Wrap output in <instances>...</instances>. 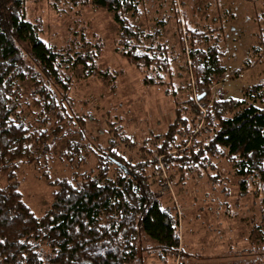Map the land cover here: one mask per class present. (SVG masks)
I'll list each match as a JSON object with an SVG mask.
<instances>
[{
	"label": "trees",
	"instance_id": "1",
	"mask_svg": "<svg viewBox=\"0 0 264 264\" xmlns=\"http://www.w3.org/2000/svg\"><path fill=\"white\" fill-rule=\"evenodd\" d=\"M69 1L75 6H91L113 13V22L120 27L116 52L138 68L156 71L154 78L144 80L146 84L160 83V74L171 75L166 44L158 41L159 30L141 31L126 18V15L134 21L140 18V0ZM158 23L164 25L163 20ZM40 31L39 22L25 19L23 0H0V181L4 178V184L0 183V240L5 241L0 244V264H71L73 260L81 259L87 248L110 243L118 236L125 238L122 221L130 217L134 218V230L138 236L160 248L158 259L164 261L165 257L177 253L179 221L172 209L164 205L151 189L146 170L152 162H128L127 157L118 153L114 141L109 139L104 148H95L98 151L95 174L75 171L71 178H51L45 163L55 153L58 140L67 137L58 157L68 164L74 163L75 169L83 163L80 151L89 147L85 118L71 113L70 76H64L63 71H73L76 66H81L86 74L99 73L103 77L106 74L95 70L96 51L82 54L55 49L40 39ZM185 34L193 43L205 39L212 40V43L205 51L190 52L189 69L194 78L187 82V86L191 87L189 90L194 88V96L177 103L174 118L167 126L160 147L154 145V149L159 152L181 144L182 137L191 134L192 126L199 120L205 122L213 132L209 139L194 143L186 154H161L166 162L177 164L176 185L183 184L182 173L192 169L189 165L185 166L186 169L181 166L183 161L188 164L195 161L200 168L212 170L215 168L211 158L227 163L236 178V199L251 195L257 207L256 215L253 214L256 217L250 215L241 219L247 227L245 241L248 247L243 253H255L262 260L264 82L242 87L240 98L207 101L210 78L205 63L210 61L217 65L224 52L218 46L217 36L210 38L207 32L192 30L185 31ZM251 49L256 63H259L264 54L262 29L255 36ZM250 65L246 63L233 73L238 74ZM22 83L29 85L23 87ZM249 98L251 103H246ZM200 106L205 110L199 111ZM186 109L190 117L184 115ZM87 117L94 120L92 116ZM62 122L65 125L60 127ZM51 125L54 129L48 140ZM117 130L111 126L109 133L113 137L119 134L127 140L123 131L118 133ZM73 135L77 138L70 140ZM23 163L37 168L40 177L53 189L51 204L41 216L34 215L19 192L16 171ZM209 180L213 184L221 183L224 190L225 178L215 173ZM135 202H138L136 207H128ZM126 245L128 252L110 254L108 258L114 257L117 264H133L134 260L137 264L142 263L140 258H135L134 242L128 244L127 241ZM178 255L186 257L181 250Z\"/></svg>",
	"mask_w": 264,
	"mask_h": 264
},
{
	"label": "rangeland",
	"instance_id": "2",
	"mask_svg": "<svg viewBox=\"0 0 264 264\" xmlns=\"http://www.w3.org/2000/svg\"><path fill=\"white\" fill-rule=\"evenodd\" d=\"M23 3L25 19L39 22V37L44 43L70 53L84 54L94 50L98 53L95 70L106 74V77L99 73L86 74L81 66H76L73 71H63L64 76H70L68 96L73 105L71 113L85 118L89 147L80 151L83 163L75 169L74 163L68 164L58 157L67 137L58 140L55 153L45 163L51 178H71L75 171H92L95 174L98 152L95 148H104L107 140L111 139L118 153L127 157L128 162L153 163L146 170L151 189L164 205L172 209L179 221L177 253L165 257L164 261L158 259L160 248L147 238L138 236L134 230V218L130 217L122 221L125 238L118 236L110 243L87 248L82 252V258L73 260L71 264H117V260L108 258V255L128 252L129 249L125 248L127 241L128 244L134 242L135 258L141 259L140 264H263L264 259H258L255 253H243L248 247L245 241L247 227L241 219L255 216L257 207L251 195L236 199V178L227 163L211 158L215 168L212 170L200 168L195 161L190 162L193 164L183 161L181 166L189 165L192 169L185 170L182 173L183 184L176 185L177 164L166 162L162 156L186 154L194 143L209 139L213 132L205 122L199 120L191 127L189 137H182V143L169 150L156 152L154 147H160L167 126L174 118L177 103L194 96V88L189 90L191 87L187 86V82L194 78L189 69L190 52L197 49L205 51L212 43L206 39L193 43L185 31L207 32L210 38L217 36L218 46L224 52L217 65L210 61L205 63L210 78L207 101L240 98L242 87L264 82V54L256 63L251 49L255 36L261 29L264 32V0H140V18L136 21L130 15L126 18L141 31L158 29V41L166 44L171 75L160 74L158 84L144 82L154 78L156 71L138 68L116 52L120 27L113 22L112 12L91 6H75L69 0H23ZM161 20L164 25L158 23ZM246 63L251 64L250 67L238 74L233 73ZM28 85L22 83L23 87ZM251 101L249 98L246 103ZM201 106L199 111L205 110ZM183 113L190 117L188 109ZM87 116L94 120H88ZM64 125L63 122L59 124L60 127ZM111 126L117 128L118 133L122 130L127 140L119 134L113 137L109 133ZM53 129V125L48 128V140ZM76 138L77 135H73L70 140ZM43 161L41 158V163ZM215 173L225 178L224 190L221 183L213 184L209 180ZM16 181L24 202L34 215L41 216L48 210L53 189L40 177L37 168L20 164ZM0 183L4 184V178ZM137 205L135 202L128 207ZM180 250L186 253V257L178 255ZM133 264H137L135 260Z\"/></svg>",
	"mask_w": 264,
	"mask_h": 264
},
{
	"label": "snow or ice",
	"instance_id": "3",
	"mask_svg": "<svg viewBox=\"0 0 264 264\" xmlns=\"http://www.w3.org/2000/svg\"><path fill=\"white\" fill-rule=\"evenodd\" d=\"M2 243H5V241L0 240V244H2ZM21 243H23V241H21Z\"/></svg>",
	"mask_w": 264,
	"mask_h": 264
}]
</instances>
